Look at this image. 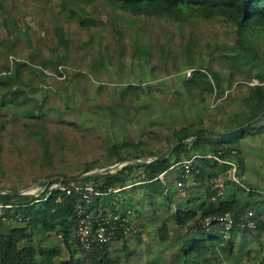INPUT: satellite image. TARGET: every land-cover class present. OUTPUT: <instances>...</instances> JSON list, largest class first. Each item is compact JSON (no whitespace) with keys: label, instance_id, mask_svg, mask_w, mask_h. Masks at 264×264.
I'll return each mask as SVG.
<instances>
[{"label":"rangeland","instance_id":"1","mask_svg":"<svg viewBox=\"0 0 264 264\" xmlns=\"http://www.w3.org/2000/svg\"><path fill=\"white\" fill-rule=\"evenodd\" d=\"M87 6L95 24L82 27L67 17L59 0H0V70L9 73L17 63H27L19 71L23 80L20 87L38 99L46 112L39 131L32 125L25 126L26 118L20 114L14 121L6 118L3 122L0 118V189L26 187L27 194H37L45 187L39 185L51 177H47L49 174L64 173L70 178L87 166L91 170L107 166L108 147L124 140L142 139L145 148L164 150L167 137L184 125L218 127V122L244 106L242 97L249 88L260 83L261 79L249 74L245 65L232 64L220 53L226 45L239 49L234 27L226 21L191 18L173 23L133 18L102 1ZM3 19L9 25L11 19L15 20L11 33ZM56 25L64 28L66 49L56 42ZM18 27L29 31V43ZM187 40L191 45L195 43L191 53L185 46ZM258 40L263 45L264 35ZM242 54L247 59L252 57L245 51ZM56 58L60 63H55ZM55 66L60 74L53 72ZM193 67L209 79L213 71L218 72L221 89L214 88L212 79L207 90H202L203 81L199 82L202 88L187 86L184 81L192 75ZM235 146L242 153L234 151L231 157L238 162V156H242V180L258 191L264 190V131L248 134ZM176 170L168 172L173 179L167 182L165 193L180 195L183 201L185 194L194 191L193 195L204 199L201 191L205 188L195 183L196 191L194 187L188 189L190 179L186 187L178 189ZM222 179L229 181L230 175ZM127 188L113 195L120 194L119 203L128 206L138 195L136 186ZM236 195L242 201L246 198L245 190H237ZM15 224L1 220L0 227L7 230ZM72 235L75 237L74 232ZM240 238L230 251L215 243L188 253L184 260L191 264H253L262 259L261 236ZM33 243L60 245L62 257L68 256L54 231L41 233L36 229ZM120 246L110 245L109 253L118 264H145L148 259L143 250L128 252ZM156 256L150 264L181 263L178 252ZM76 257L78 264H88L83 252Z\"/></svg>","mask_w":264,"mask_h":264},{"label":"trees","instance_id":"2","mask_svg":"<svg viewBox=\"0 0 264 264\" xmlns=\"http://www.w3.org/2000/svg\"><path fill=\"white\" fill-rule=\"evenodd\" d=\"M62 10L65 11L67 17L77 21L82 27H90L95 24V18L91 14L87 4L93 1H102L111 4L126 14H130L133 18H155L158 20H166L173 23H183L191 18L195 19H220L230 23L234 27V41L237 42L239 49L233 46H227L220 49L223 56H227L232 64L245 65L246 71L253 77L260 80L259 84L252 85L246 95L242 97L244 106L233 112L226 120L218 122V127H197L195 123L184 125L179 129L172 131L171 136L165 140L166 147L164 150L157 148L155 150L145 148L144 140L128 141L124 140L110 145L107 149L109 160L107 164L126 159L129 157L140 158L142 156H156L157 159L148 164L128 163L121 168L111 172L85 177L83 179L74 180L63 174H49L56 176L49 182H59L63 185L70 183L87 184L92 183L102 190L107 188H125L129 184L141 182L145 185L150 193H164V187L160 175L172 166H178V178L185 181L186 175L191 174L194 181L201 183L208 180V194L206 202H202L200 215L197 217V210L191 207L175 209L172 213L173 220L180 226L184 227L190 221L193 223L191 228L200 231L203 236L208 232L202 225L198 223L201 216L220 213L226 210L231 211L235 218L247 208L248 201L235 197V193L225 195L219 198V202L213 203L212 195L214 194L218 177L230 165L226 160H230L234 151L241 154V149L235 144L248 134H257L264 131V114L258 119L242 126L244 122L253 118L264 110V44L258 40L260 35H264V0H59ZM133 21V20H128ZM8 32L13 31L16 22L11 19L10 25L6 19H3ZM18 32L25 36L29 43V31L18 27ZM54 37L58 45L66 49L68 40L65 36L62 25L54 27ZM192 45H195L192 44ZM192 45L187 42L185 46L188 53L193 50ZM248 52L252 57L247 59L242 52ZM170 53V52H169ZM190 55V54H189ZM188 55L190 64L194 63L193 58ZM175 56V55H173ZM226 57V58H227ZM47 60V59H46ZM48 62L54 64L52 61ZM229 62V61H228ZM55 63H60V59L56 58ZM25 63H17L9 73H2L0 70V118L5 122L9 118L11 121L16 119V115L20 114L26 119L23 121L25 126H34L39 131L42 127V116L45 115L43 105L38 99L31 97L26 91L20 87L22 84V76L19 71ZM27 64V63H26ZM25 64V65H26ZM44 65V63L42 62ZM42 66V65H41ZM44 67V66H42ZM53 72L60 74L57 66ZM214 88L221 89L220 75L213 71L210 74ZM209 75L201 73L198 67H193L192 75L187 77L184 83L189 86H197L203 81L204 89L207 90L210 83ZM191 90V89H189ZM10 115L8 116V114ZM69 124L72 121H67ZM260 122V124H257ZM263 122V123H262ZM257 124V125H256ZM195 136L189 142L185 140ZM178 142L167 158H162L170 148L172 143ZM197 149V151H196ZM124 150L126 151L124 153ZM195 150V152H192ZM159 151V152H158ZM209 154L208 158L202 155ZM195 155L194 157H192ZM191 159V169L189 173H184V169L180 164L185 159ZM223 164H220L221 162ZM236 165V174L241 176L242 156H238ZM91 170V167H85L81 173ZM184 173V174H183ZM78 174V175H79ZM183 174V175H182ZM43 182L39 186L46 185ZM245 188L244 186H237ZM11 190H16L13 188ZM256 190L248 191V195L255 193ZM112 195L104 197L103 204L116 211L112 204ZM81 203L80 195L76 191L70 194L62 189H53L49 192L48 184L37 194H13L0 193V225L1 220L14 221L16 224L7 230L0 227V264H78L77 253H84V262L88 264H118V259L110 258V243H95L92 250L84 252L78 245L73 232L76 226L75 207ZM207 204V205H206ZM93 203L91 206L95 207ZM39 229L41 233L56 232L64 243V247L68 250V256L62 257V247L60 245H42L34 244L33 237L35 230ZM250 232L245 229H239L233 226L231 235L228 238L218 234L219 242L223 249L230 251L232 233L234 231ZM257 230H264L259 225ZM166 225L163 224L159 229V237L164 239L166 236ZM123 236V231L119 230L114 239ZM212 236V235H208ZM190 245L185 248L186 241L182 243V254L187 255L202 248L208 247L205 238H191ZM123 245L122 249H125ZM253 264H264V254L262 259Z\"/></svg>","mask_w":264,"mask_h":264},{"label":"crops","instance_id":"3","mask_svg":"<svg viewBox=\"0 0 264 264\" xmlns=\"http://www.w3.org/2000/svg\"><path fill=\"white\" fill-rule=\"evenodd\" d=\"M205 156H207V154L202 155V157ZM230 160H235V159L234 157H231ZM235 163L237 165L236 161ZM174 168H177L176 173H174L175 180L177 181L176 178H178V171H179L178 166H172L160 175V178L162 179L163 187L165 186L164 193L168 188L167 182L173 179V176L169 175L168 172L169 170ZM229 169L230 167L227 168L224 172L220 173L218 177L219 181L223 180L222 179L223 175H229L228 172ZM242 172L239 179L242 183L241 186H244L245 188L242 189L238 188L237 187L238 185L234 181H232L231 178L229 179V181L227 179L225 181L223 180L225 185V189H224L225 195L235 193V197L239 198L236 195L237 190H245V195H246L245 201L247 200L249 205L244 211L251 208L255 216L262 217L264 216V199L261 197L260 194L261 191H258L256 188L245 184V182L242 180L243 177ZM189 177L190 178H188V176L186 175L185 181L184 182L182 181L181 186H178L176 183L178 189L181 190L182 188L186 187V185H188V179H190L191 182L188 189L190 188L192 189V187L196 186V184H198V186H201L202 188H205L203 189V191H201L205 195L204 199H198L195 194L193 195L194 191L189 194H185V196H183L184 198L183 201H180V197L182 196L180 195L176 196L175 194L171 196V193L169 191H167L165 195L164 193L162 194L150 193L148 189L145 187V185L142 183V181L136 182L134 184H129L125 188H122L119 191H117L118 193L120 191L125 190L127 187L136 186L138 196H136L137 198H135L134 200L135 206L134 204L127 206V204H124V202H121L120 204L119 203L120 194L117 193L115 195L112 194L113 195V197L111 196L112 204L114 205V208L116 210L118 209V211H120L121 213H124L121 210L125 209V207L131 210V214L129 215V224L131 226V229L127 232H123L122 237L111 241L110 245L113 246L121 245L120 248H123V245H126L125 249H128L127 250L128 252L129 251L134 252V250H136L137 252H141L142 250L145 251V259L148 258L147 260H145V264H150L152 260L157 259L156 255L160 254L161 252L166 254H174L175 252H178V258L181 259L180 264H191L190 262L184 260L186 255H183L181 251L182 243L186 241L185 248H187L188 245H190L189 240L191 238H199V239L205 238L206 245H215V243L216 245H219L220 239L218 237V233L214 232V230H208V232H206V234L202 236L200 234V231L195 230V228H191L190 225L193 223L192 221H190L184 227H180L172 218V213L174 212L175 209L184 208V207L195 208L197 210V217H198L200 215V212L202 211L201 206L199 204L204 201L206 202L207 200V194H208L207 186L210 182L208 181L207 183L204 184L199 181H194L192 175ZM194 189L196 191L197 187L196 188L194 187ZM252 189H255L256 192L249 196L248 191ZM158 199L160 200L158 201ZM137 202L139 204H137ZM218 202H219L218 200L213 201V203L216 204ZM131 208L134 209L133 210L134 212L132 211ZM107 210H110V208H107ZM163 224L166 225V231H165L166 237L164 239H161L159 237V229ZM251 234H256L262 237L261 248L263 251L264 230H255L252 232H242L240 230L234 231L232 233L231 241L234 245L235 242L238 241L240 237L244 238L246 235L251 236ZM208 235H212V236L210 237ZM127 245H131V246H127Z\"/></svg>","mask_w":264,"mask_h":264},{"label":"built area","instance_id":"4","mask_svg":"<svg viewBox=\"0 0 264 264\" xmlns=\"http://www.w3.org/2000/svg\"><path fill=\"white\" fill-rule=\"evenodd\" d=\"M193 155L192 157H194ZM209 157L210 155L207 154ZM185 159L180 162L184 169V173H189L191 169V159ZM230 165L228 170L230 178L237 185H242L239 177L236 174V163L234 160L223 161ZM183 173V174H184ZM182 174V175H183ZM178 186L182 185L181 179L176 181ZM49 192L53 189H62L66 193L70 194L73 190L80 195L81 203H78L75 207L76 213V226L74 229L77 245L84 251L88 252L93 249L95 243L112 241L113 237L119 230L127 232L131 229L129 224V215L131 210L125 208L121 210L124 213L118 211L107 210V207L103 204L104 197L112 195L120 190V188H107L102 190L92 183L78 184L70 183L69 185H63L59 182H47ZM46 184V185H47ZM45 185V186H46ZM225 189L224 181L218 180L214 194L212 195L213 201H219V198L223 196ZM261 197L264 199V190L260 192ZM96 203L95 207L91 205ZM198 223L206 229L213 228L214 232L228 238L231 235L233 226L239 229H245L250 232L258 229L259 225L264 227V216L258 217L254 215L253 210L250 208L244 213H241L238 218L229 211H223L220 213L209 214L198 218Z\"/></svg>","mask_w":264,"mask_h":264},{"label":"water","instance_id":"5","mask_svg":"<svg viewBox=\"0 0 264 264\" xmlns=\"http://www.w3.org/2000/svg\"><path fill=\"white\" fill-rule=\"evenodd\" d=\"M262 114H264V110L261 111L259 114H257L256 116H254L253 118L249 119L248 121L244 122L242 125L236 127V129L242 127V126H245V125H248L249 123L255 121L256 119H258ZM195 136H192V137H189L185 140V142H189L190 140H192ZM178 144V142H175V143H172L170 145V148L169 150L167 151V153L162 157V158H167L170 154H171V151H172V148ZM157 159L156 156H151L149 158H132V157H129V158H126V159H122V160H119V161H116V162H113V163H110L108 164L107 166L105 167H102V168H99V169H94V170H89V171H86L84 173H81L75 177H73L74 180H79V179H83L85 177H89V176H95V175H99V174H103V173H106V172H111V171H114L115 169H118V168H121L122 166L128 164V163H139V164H148L150 163L151 161ZM56 176H51L49 178L46 179V181H43V182H49L50 180H52L53 178H55ZM41 181L37 182V184H39ZM26 187L24 188H19V189H16V190H11V189H0V193H13V194H27L28 192L25 191Z\"/></svg>","mask_w":264,"mask_h":264}]
</instances>
